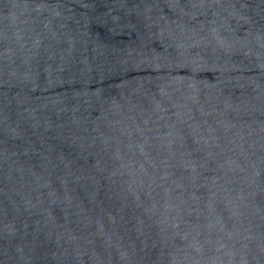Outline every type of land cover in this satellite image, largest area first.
I'll use <instances>...</instances> for the list:
<instances>
[{"label":"water","instance_id":"water-1","mask_svg":"<svg viewBox=\"0 0 264 264\" xmlns=\"http://www.w3.org/2000/svg\"><path fill=\"white\" fill-rule=\"evenodd\" d=\"M0 264H264V0H0Z\"/></svg>","mask_w":264,"mask_h":264}]
</instances>
